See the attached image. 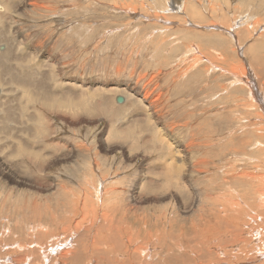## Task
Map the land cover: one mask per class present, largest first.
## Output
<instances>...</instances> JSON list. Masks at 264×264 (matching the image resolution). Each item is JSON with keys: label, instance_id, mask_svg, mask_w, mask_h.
Returning a JSON list of instances; mask_svg holds the SVG:
<instances>
[{"label": "rangeland", "instance_id": "1", "mask_svg": "<svg viewBox=\"0 0 264 264\" xmlns=\"http://www.w3.org/2000/svg\"><path fill=\"white\" fill-rule=\"evenodd\" d=\"M46 1L51 5L52 12L47 10L45 13L39 11L41 13L29 14L26 12L22 16L16 15L13 17L14 20L11 18L13 30L8 28L11 19L9 22H4L5 17L0 12V53L4 52L3 46L8 43L10 47L7 50H11V52L13 51L14 54L18 55V43L13 41L15 39L14 31L16 30L21 33L22 40H26L28 46L41 43L43 44L44 55L50 52L54 58L61 60L64 63V66L60 67L63 79L69 80L70 83L75 82L74 78L82 81L86 86L92 80L108 78L111 81L117 78L119 70L118 77L131 83L142 72L147 74V80L155 76V83L158 86L160 85L157 91L161 92L163 96L161 101L167 103L168 117L170 118L168 120L178 124L184 123L186 119L190 120L189 126L179 131L185 141L194 142L193 159L203 156L202 154L205 152L209 151L210 153L205 157L209 162L208 171L195 172L191 178L192 185L195 183L193 186L203 193L202 197L198 199L199 203L197 204L199 205L205 202L206 197L207 199L213 198V196L219 198L221 192L228 189L227 186L231 187L232 185V188L237 191L238 183L231 182L227 185L224 182L226 171L231 169L233 164L238 163L237 166L239 167L240 163H252L251 159H246L247 155L259 159L261 168H252V170H256V172L264 171V148L261 147L264 138L260 137V135H264V130L261 129V126H264L262 124L264 123V78H262L264 77V39L261 38L262 36L264 38V0ZM163 12H166V15ZM163 15H168L167 17L171 23L162 18ZM201 18H203V21H200ZM198 45L201 46L202 50L204 48V54L197 53L196 50L190 51V46L195 47ZM197 57L201 60L197 61ZM215 58L239 65L238 72L242 73L243 70H246L244 72V84L238 86L234 84L237 80L229 73V66L227 69L226 63L219 65L221 63L208 62V59L209 61H216ZM10 63L8 59H4L2 66H0V72ZM67 63L70 65H65ZM240 65L242 66L240 67ZM12 71L8 75H3L4 83L0 84V91L2 89L10 90L9 94L0 92V95H2L0 96V150H2L0 151V160L7 161L4 162L5 165H11L10 171L14 175L24 173L29 176L31 173L41 183L44 181L42 177L56 178V181L58 180L64 186L66 184L65 187L68 189L76 186L83 188L84 186H81L83 181L96 180L102 171L110 170L111 174L108 178L104 182H98L97 185L105 191L112 187L118 189V191L124 189L120 194L121 197H126L127 192L125 189L131 190V179L139 173L138 171L144 159L142 155L144 151L140 150L133 162L126 160L120 151L106 154L102 148L96 147V144L97 139L102 136V130L107 128V115L97 117L99 120L95 121L94 124L85 121V116H81L79 119L72 116L78 114L75 113V104L64 106V103H62L61 107L55 104L56 108L52 111L45 110L41 107L43 104L42 97L38 99L30 97L27 95L26 89L17 87L14 82L8 84ZM37 72L40 73V69ZM36 78L39 79L36 82L38 88L43 89L41 91L46 89L48 82L53 81L46 76V72H43L39 77L36 75ZM256 81H258L259 87L257 86L254 89L251 85ZM236 87L239 88L237 92L233 91L237 89ZM231 93L232 95L237 94L238 98L230 97ZM72 95L79 97V94L77 95L74 92ZM164 97L169 102H166ZM99 100L105 101L104 103L102 101L96 103L105 108L110 116L115 113L119 114L115 117L116 125L119 122L126 124V117L130 116L131 109L120 110L118 107L121 103L113 100L108 94H105ZM44 101H46V98H44ZM55 102H58V100H55ZM85 108H87V104ZM236 112L240 115L237 116ZM39 115L42 118L45 117L41 119L42 125L37 122L41 118L38 117ZM202 118L210 120L211 127L209 129L212 128L213 130L210 137L200 134L196 128L191 129L192 126L195 127L200 120H203ZM249 119H253L254 123L259 124L258 127L256 126L255 134L246 136L245 131L248 130V124H253ZM35 126L43 128L42 134L33 130L37 128ZM249 129H254V127ZM236 137L237 140H233ZM247 137L249 141L244 142L243 140H247ZM259 137L262 141H259ZM140 140L139 144H141L142 138ZM242 141L251 144H243L248 145L245 151L236 152L235 149L241 146ZM64 142H70L75 147L76 155L69 161L62 160L59 164L50 166L46 171L40 170L47 168V163L39 167L40 162H43L42 159L37 162L38 164H35L20 152V147L23 146L39 148L42 145L44 148H52L50 151L47 149L50 154L58 151L57 156L63 154L59 150H64ZM80 143L85 144L86 147L89 146L87 147L88 150L78 151L77 144ZM13 155L15 156L13 157ZM98 155L101 157L99 158L100 161L104 162L103 170L97 168L91 172L88 170L87 165L89 163L90 166L95 165ZM152 157L147 156L148 159H152ZM28 168H33V170ZM24 178L31 182L29 177ZM15 188L19 191L14 192ZM28 189L12 183L0 174V201L19 206L23 199L29 198L30 194H28V197L22 194V191L28 192ZM175 190L170 189L164 198L161 197L160 191L155 192V194L159 193L157 196H154V194L146 196L145 199L161 200H158L159 204L156 202L143 203L146 210L144 214L139 215L145 216L144 221L147 223L148 229L162 216L164 207L167 206L165 212L167 217L170 218L177 211L179 201H183L181 202L183 206L191 201L192 196L191 199L189 197L184 199ZM184 191H189L188 186ZM46 192L41 196L34 195V197L39 198L35 199L41 205V209H48L50 206L49 209L58 214L56 212L59 211L60 204L53 201L49 202V205L46 204L44 200L46 195L50 194V192ZM170 192H173L176 196L178 195L179 198H177L178 196L171 197ZM227 193L225 192V195L228 196ZM113 195V193L109 194L106 200L112 202L113 198L111 197ZM155 197L156 199H152ZM177 199L179 200L177 201ZM26 202H29V200H24L22 204ZM7 216L9 215H0L1 226H4L5 230L11 228L10 226L18 227L17 224L21 220L25 224V230V226L29 223L27 221L31 219L32 214L19 215L14 217V220L10 216L7 218ZM186 216L189 218L190 214ZM18 220L20 221L18 222ZM180 225L183 224L180 223ZM144 228L148 230L145 226ZM63 234L54 233L49 237V240L54 239V236L55 238H61ZM160 255L161 252L156 257L159 258Z\"/></svg>", "mask_w": 264, "mask_h": 264}, {"label": "bare ground", "instance_id": "2", "mask_svg": "<svg viewBox=\"0 0 264 264\" xmlns=\"http://www.w3.org/2000/svg\"><path fill=\"white\" fill-rule=\"evenodd\" d=\"M0 2H2L0 12L5 17L4 22H9L14 16H22L26 12L29 14L41 13L39 11L45 13L47 10L52 12V7L46 0H0ZM173 12L175 11L173 10ZM167 16L163 15L162 18L171 23ZM12 19L8 23L9 30H13ZM14 33L15 39L13 41L18 43L17 51L19 53L16 55L13 51L7 50L10 47L8 43L3 46L4 52L0 53V66H2L4 59H8L11 63L0 72V84L4 83L3 75H8L13 70L8 84L14 82L17 87L26 89L27 95L30 97L37 99L42 97L43 104L41 107L45 110L52 111L56 108L55 104L59 107L62 103H64V106L75 104V113L78 114L72 116L76 119L85 116V121L94 124L95 121L99 120L97 117L107 115V128L102 130V136L97 139L96 147L102 148L106 154L120 151L126 160L130 162H133L138 152L143 150L144 159L142 158L143 163L140 166L139 173L131 179V190L125 189L127 192L126 197H121L120 194L124 189L118 191V189L112 187L105 191L97 185L98 182H104L108 178L111 174L110 170L102 171L96 179L97 181L95 179L83 181V185H81L84 186L83 188L76 186L68 189L65 187L66 184L64 186L58 180L56 181V178L42 177L45 182L42 181L41 183L30 172L29 176L23 172L25 176L23 174L14 175L10 171L11 165H5L4 162L7 161L0 160V174L18 186L29 188L28 192L22 191L23 195L28 197V194H30L29 198L23 199V201L29 200V202L22 204L23 201H21L19 206L0 201V215L7 214L14 220V217L19 215L32 214L31 219L27 221L29 223L25 226V230L23 220H18V222L20 221L17 224L18 227L9 225L11 228L6 230L0 223V264H264V261H262L264 259V171L256 172V170H252V168L258 169L260 167L258 158L247 155L246 159H251L252 163H240L239 167L237 166L238 163L233 164L232 168L226 171L224 182L227 185L231 182L238 183V188H236L238 192L232 188V185L231 187L227 186L228 189L225 192H228V196L222 191L218 196L219 198H214V196L211 198L208 195L211 199L206 197L202 205L197 204L203 193L193 186L195 183L192 185L191 178L195 172L208 171L209 162L205 157L210 153L209 151L205 152L202 154L203 156L193 159V146L195 144L194 142L185 141L179 131L188 127L190 120L186 119L184 123L179 124L168 120L170 118L168 117L167 103L161 101L163 96L161 92L157 91L160 85L158 86L155 83V76L152 78L149 76L150 79L147 80V74L142 72L131 83L118 77L119 70L117 78L111 81L108 78L92 80L86 86L82 81L74 78L75 82L70 83L69 80L63 79L60 67L64 66V63L61 60L54 58L50 52L44 55L43 44L28 46L26 40H22L21 33L16 30ZM261 38L264 39L263 36ZM190 48V51L196 50L197 53L204 54V48L202 50L199 45L190 46ZM199 58L197 61L201 60ZM215 60L209 61L208 59V62L221 63L219 65L226 63L227 69L229 66V73L237 80L234 84L236 86L244 84V72L246 70L241 73L238 72L239 65H234L235 63L226 60L221 61L216 58ZM38 69H40V73L37 72ZM43 72H46V76L53 80L51 83H54L48 82L46 89L41 91L43 89L38 88L36 75L39 77ZM160 72L162 71L160 70ZM154 75L157 76L155 73ZM258 84V81H256L251 86L256 89ZM236 88L233 91L237 92L239 88ZM222 89L225 90L223 87ZM0 92L9 94L10 90L2 89ZM73 92L79 94V97L73 96ZM23 94L25 93L23 92ZM105 94L110 95L115 101L119 96H123L124 102L118 108L120 110L131 109L130 116L126 117V124L119 122L116 125L115 117L119 114L115 113L110 116L105 108L96 103L101 102L102 100L99 99ZM164 96L166 95L164 94ZM232 96L236 98L237 94L232 95L231 93L230 97ZM44 98H46V101H44ZM55 100H58V102H55ZM167 101L169 102V100ZM86 104L87 108H85ZM252 105L254 106L253 103ZM239 115L237 113V116ZM123 116L125 115L123 114ZM44 118L41 117L37 122L42 125L41 119ZM252 120L249 119L253 124H251L252 126L248 124L247 133L245 131L246 136L255 134L254 132L258 127L259 123H254ZM209 127H211L210 120L204 118L195 127L192 126L191 129L196 128L200 134L210 137L213 130ZM251 127H254V129H249ZM261 129L264 130V126H261ZM33 130L39 131V134L43 132L41 126ZM260 137L264 138V135H260ZM260 137L259 141H262ZM141 138L142 142L139 144ZM233 140H237V137ZM243 141H249L248 137L247 140ZM243 141L240 142L241 146L235 149L236 152L245 151L248 145L243 144H251ZM77 146L78 151L88 150L87 147H89L81 143ZM64 147V150H59L60 153H63L60 154L62 156H56V154H59L58 151L53 153L55 155L48 153L52 148H44L42 145L39 148L23 146L20 147V152L35 164H38L37 162L42 159L43 162H40L39 167L47 163L46 169H40L46 171L50 166L59 164L62 160L69 161L74 158L77 153L75 147L70 142H64ZM261 147L264 148V143H261ZM154 154L156 155L154 156ZM149 155L150 157L153 156L152 159L147 158ZM99 158H101L99 155L97 159L95 158V165L90 166V163L87 165L89 171L92 172L97 168L103 170L104 162L100 161ZM28 169L33 170V168ZM117 169L119 170L120 167ZM24 177H29L31 182H28ZM186 186L189 188L187 192L184 191ZM16 188L14 192L19 191ZM172 188L176 189L175 191H178L184 199L188 197L191 199L192 196L191 201L184 206L181 203L183 201H179L177 211L170 218L167 217L165 212L167 206L164 207L161 204L164 207L161 208L162 216L156 221L157 223L155 222L148 229V225L144 221L145 216L139 215L145 213L146 208L143 203L156 202L159 204L161 200L145 199L146 196L152 194L157 196L160 193L161 197L164 198ZM46 191L50 194L46 195L44 201L48 205L51 201L59 203V211H55L58 214L49 209L50 206L48 209H41L42 207L37 201L39 198L34 197V195L41 196ZM155 192L159 193L155 194ZM173 192H170L169 195L177 197L178 195L176 196ZM111 193L114 194L112 197L110 196L113 198L112 202L106 200ZM166 198L169 199L170 197ZM152 199H156V197ZM168 205L170 206V204ZM188 214H190L189 218L186 216ZM180 215L183 217L181 218ZM4 221L6 222V220ZM179 222L183 225H180ZM58 232L64 233V237L63 235L61 238H55L54 236V239L49 240L51 235ZM160 252L161 255L157 258L156 255Z\"/></svg>", "mask_w": 264, "mask_h": 264}, {"label": "water", "instance_id": "3", "mask_svg": "<svg viewBox=\"0 0 264 264\" xmlns=\"http://www.w3.org/2000/svg\"><path fill=\"white\" fill-rule=\"evenodd\" d=\"M117 102H119V103H123V102H124V98H123V96H119V97L117 98Z\"/></svg>", "mask_w": 264, "mask_h": 264}]
</instances>
